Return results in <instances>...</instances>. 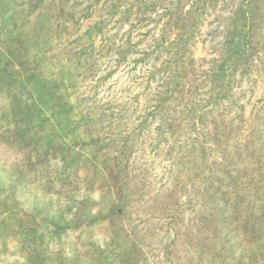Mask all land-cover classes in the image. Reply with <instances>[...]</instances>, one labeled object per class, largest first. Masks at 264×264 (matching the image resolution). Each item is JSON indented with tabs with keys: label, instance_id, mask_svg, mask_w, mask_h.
Listing matches in <instances>:
<instances>
[{
	"label": "rangeland",
	"instance_id": "rangeland-1",
	"mask_svg": "<svg viewBox=\"0 0 264 264\" xmlns=\"http://www.w3.org/2000/svg\"><path fill=\"white\" fill-rule=\"evenodd\" d=\"M0 264H264V0H0Z\"/></svg>",
	"mask_w": 264,
	"mask_h": 264
}]
</instances>
